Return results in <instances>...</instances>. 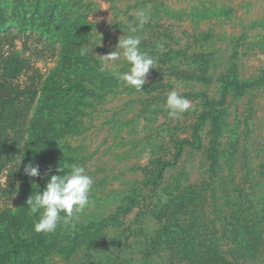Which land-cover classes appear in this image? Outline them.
Wrapping results in <instances>:
<instances>
[{"label":"rangeland","instance_id":"1","mask_svg":"<svg viewBox=\"0 0 264 264\" xmlns=\"http://www.w3.org/2000/svg\"><path fill=\"white\" fill-rule=\"evenodd\" d=\"M39 1L38 12L46 17L52 0ZM57 3L58 17L93 23L84 26L85 38L92 44L101 35L93 51L96 55L115 50L128 24L135 23L137 9L149 10L144 32L136 35L141 42L156 45L154 52L140 45L156 64L140 91L119 82L109 70L99 71L100 59L94 70L76 69L60 59L59 39L39 34L38 22L33 29L19 26L36 0H0V15L6 16L5 23L0 21V134L16 148L1 158L0 220L6 228L38 236L33 230L37 217L29 215L26 199L45 186L49 175L62 174L57 168L66 172L65 165L77 163L86 168L93 185L89 206L75 222L93 223L100 232L93 242L86 235L70 256L43 250L47 264H144L146 255L152 256L151 264L184 263L188 257L177 259L185 248L182 238L186 231L196 233V227L205 249H195L220 250L232 264H264V81H259L264 76V0ZM118 63L120 72L127 71L123 58ZM228 72H237L253 85L240 97L229 94L224 103V126L213 161L209 121L201 128L199 146L193 130L203 112V93L215 94ZM48 74L84 75L88 87L102 78H116L119 85L107 93L96 88L95 93L82 94L88 103H78L82 114L70 128L54 102L53 111L40 119L42 126L32 134L31 127L36 126L29 122L31 116L52 100L29 93L14 103L10 100ZM171 90L194 105L179 119L170 118L164 108ZM30 137L41 150L53 149L67 160L27 159L22 151ZM180 142L183 149L177 153ZM162 160L174 164L163 171L159 182H153ZM29 162L39 166L40 176L24 174ZM64 235L47 234L46 244L64 246V237H59Z\"/></svg>","mask_w":264,"mask_h":264},{"label":"trees","instance_id":"2","mask_svg":"<svg viewBox=\"0 0 264 264\" xmlns=\"http://www.w3.org/2000/svg\"><path fill=\"white\" fill-rule=\"evenodd\" d=\"M57 1L52 0V3L47 6L45 10L47 14L46 17H44L38 12L40 1L36 0V5H34L31 11H29L28 16L23 13L24 16L21 18L19 26L21 28L29 27L30 29H33L38 22V27L40 28L39 34H46L52 38L60 40L61 44L59 55L62 57L60 59H63V63L73 65L76 69L82 66L88 71L94 70L93 67L99 61L98 55L93 52L96 44L92 47L93 54L85 57L79 55V49L82 46H91L93 44L89 43L85 38L86 28L84 27L88 24L93 26V23L89 21L86 22V20L78 23L68 16L62 18L58 17L55 7L60 10V6ZM24 11L27 12V10ZM0 21L2 23L6 22V16L4 14L0 15ZM5 29H7V27L3 26L2 30ZM92 30L93 36L97 37L95 35L97 30L95 28H92ZM140 32L143 33L144 30L141 29ZM126 33L127 31L125 34ZM97 41H99V39H97L95 43H97ZM143 44H145L151 52H154L157 49L153 42H146L145 40H142L141 45ZM81 77L82 78H73L69 74L65 76L48 74L46 77L41 79L40 82L32 83L30 86H27L26 91L18 92L11 98V103H14L21 95L29 93V95L43 96L46 99L48 98L52 100V102L48 105L39 106L36 112H34L31 116L29 122H32V125L36 126L31 127L32 134H37L38 127L42 126V121L40 119L46 117L49 113H51V111H53L54 102H57V108L62 114L61 118L66 127L70 128L72 127V123L78 122L80 114H82V110L78 103H88L84 97L82 98V94L95 93L96 88L107 93L119 85L116 78L112 80H104V78H102L98 81L95 80L93 86L91 85L88 87L89 80L86 83L85 76L82 75ZM197 78L201 79L200 77ZM259 81H264V76L260 78ZM219 85L220 87L215 94L212 95L208 92L203 93V98L200 102L203 107V112L201 115L199 114L197 126L193 130L195 142L197 143V146H199L202 143V136L200 132L202 131L201 128L207 125V120L209 121L210 128L214 133V144L211 145L210 149V157L213 161L217 158V147L215 142L217 141L216 139L224 126V103L226 102L229 94L233 97H240L244 94L246 89L253 85V83H251L248 78H241L237 72H228L224 78H222ZM4 137L5 136L0 134V171L3 168L1 158L6 153L16 150L15 147L6 142ZM47 140L49 139H46V141ZM49 141L52 144H55L56 142L55 139H51ZM182 149L183 146L180 142L177 146V153L182 151ZM22 152L27 159L41 163H52L67 160L65 156L57 154L53 149L45 148V150H41V148L35 144V139L33 137H30L28 146L24 148ZM173 164L174 160H162L159 162L152 181L159 182L163 171L171 167ZM184 193H187V191ZM201 198L203 199V197ZM74 224L75 227H58L52 234H55V236L64 235L62 232L63 230L68 232L69 235L67 236H59L64 237L61 240H64L66 244L64 246H54L50 248V246L46 244L47 234L38 233V236H29L22 232H11V230L6 228L2 220H0V264H47L46 259L44 258L47 253H44L43 250H48L49 253L53 252L52 250H55L62 255L70 256L74 254L86 235L89 237V241L93 242L100 232V228L93 223L80 225L79 222L76 223L74 221ZM168 231H172V229L169 228ZM195 231L196 233L194 231H186L185 236L182 238L185 248L184 252H178L179 256H177V259H182L183 257V259H185L188 257L189 260L179 264H217L227 263V261L232 264V262L220 250L205 253L195 249L197 246L201 247V250L205 249V242L199 238L201 236L197 233V227ZM70 233H72L73 236H70ZM199 240L200 243L198 244ZM209 241L212 242L213 238ZM211 242H206V244H211ZM231 256H234V254H231ZM244 256L245 255H243V257ZM142 257L143 256H141V258ZM143 260L144 264H151L152 256L146 255ZM173 263L176 264V262Z\"/></svg>","mask_w":264,"mask_h":264},{"label":"clouds","instance_id":"3","mask_svg":"<svg viewBox=\"0 0 264 264\" xmlns=\"http://www.w3.org/2000/svg\"><path fill=\"white\" fill-rule=\"evenodd\" d=\"M134 19L135 23L128 24L127 33L118 38L115 50L98 55L100 59L98 70L101 72L109 70L117 76L119 82L140 91L146 83L150 69L155 68L156 61L141 50V38L136 35L149 22L150 11L144 8L137 9ZM100 41L101 35L98 43L82 46L79 49V55L85 57L93 54V45L99 44ZM121 58L128 65L127 71H119L118 62ZM164 108L168 111L170 118L179 119L181 114L193 109L194 105L190 99L178 91L171 90L165 97ZM20 163L21 159L18 166ZM64 167L68 171L64 172L61 167L57 168L56 172L62 174L49 175L45 186L32 192L25 201L29 215L37 217L33 225L36 233L50 234L61 226L75 227L74 221L89 206V193L93 179L87 174L86 168L77 163ZM23 172L29 177L41 175L39 166L32 162L24 165ZM45 175H48V172H45Z\"/></svg>","mask_w":264,"mask_h":264}]
</instances>
